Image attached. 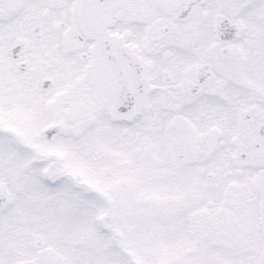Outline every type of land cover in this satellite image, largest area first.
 I'll return each mask as SVG.
<instances>
[{
    "label": "snow or ice",
    "instance_id": "1",
    "mask_svg": "<svg viewBox=\"0 0 264 264\" xmlns=\"http://www.w3.org/2000/svg\"><path fill=\"white\" fill-rule=\"evenodd\" d=\"M0 264H264V0H0Z\"/></svg>",
    "mask_w": 264,
    "mask_h": 264
}]
</instances>
